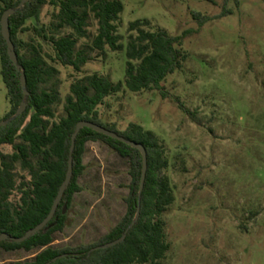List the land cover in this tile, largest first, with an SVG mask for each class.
<instances>
[{
	"label": "rangeland",
	"instance_id": "rangeland-1",
	"mask_svg": "<svg viewBox=\"0 0 264 264\" xmlns=\"http://www.w3.org/2000/svg\"><path fill=\"white\" fill-rule=\"evenodd\" d=\"M122 2L119 33L125 46L136 20H149L151 30L186 34L180 46L186 61L163 83L167 97L158 90L124 88L99 107L103 123L116 124L119 131L139 124L166 146L164 173L174 202L164 216L170 250L163 264H264V0ZM224 10L231 13L222 16ZM53 11L44 7L40 21L29 20L21 37L40 42L48 63L60 71L58 120L72 83L93 74L123 81L127 57L125 49L89 50L81 72L53 62L47 57L55 56L52 44L34 31L51 23ZM195 14L211 19L200 27ZM97 27L91 19L90 37L79 39L78 48H90ZM10 110L0 61V122ZM1 150L11 153L12 147ZM84 163L82 191L66 209L56 248L97 242L126 213L128 161L106 144L90 142ZM17 172L25 174L20 166ZM37 252L0 249V264L29 260Z\"/></svg>",
	"mask_w": 264,
	"mask_h": 264
},
{
	"label": "trees",
	"instance_id": "trees-1",
	"mask_svg": "<svg viewBox=\"0 0 264 264\" xmlns=\"http://www.w3.org/2000/svg\"><path fill=\"white\" fill-rule=\"evenodd\" d=\"M23 1L0 0L1 75L11 104V110L3 119L7 124L0 126V234L21 238L47 218L66 179L72 136L80 121L100 124L127 140L144 145L148 169L140 195L144 169L142 152L127 142L84 127L76 138L73 177L54 218L24 242L0 241V249L7 252L38 250L31 259L11 264H163L170 250L164 216L174 202L170 180L164 173L169 166L166 146L153 131L139 124L131 123L126 130L119 131L116 124L103 123L99 107L124 88L135 93L158 90L167 97L163 83L186 61L180 48L186 34L173 36L164 28L151 30L149 20H136L129 24L130 35L125 46L119 33L124 11L122 0H28L22 5ZM235 2L238 4L239 0ZM48 5L54 7L51 23L35 27L34 31L38 38L52 44L55 56L47 57L53 62L81 72L90 60L89 50L104 51L109 47L117 52L125 49L127 57L123 81L114 82L108 76L93 74L72 83L64 99L65 115L58 120L56 107L63 103L60 71L48 63L40 42L25 41L21 37L29 29L27 22L40 21ZM10 8L15 10L10 17V30L21 70L10 59L2 33L1 19ZM228 13L231 12L224 10L222 16ZM91 19L97 22V33L90 48H78L79 39L90 37ZM195 19L202 27L211 18L195 14ZM64 29L72 32L61 35ZM23 72L28 96L21 82ZM23 102H28V108L16 117ZM90 142L106 144L128 161L131 180L124 200L126 213L97 242L56 248L53 246L55 235L64 231L68 220L63 206L70 209L76 194L82 191L80 180L87 168L84 157ZM6 145L12 147L11 153L2 152ZM18 166L25 174H18ZM139 210L138 220L130 227ZM125 234V240L119 244L102 247Z\"/></svg>",
	"mask_w": 264,
	"mask_h": 264
},
{
	"label": "water",
	"instance_id": "water-1",
	"mask_svg": "<svg viewBox=\"0 0 264 264\" xmlns=\"http://www.w3.org/2000/svg\"><path fill=\"white\" fill-rule=\"evenodd\" d=\"M26 1L28 0H24L22 2V5L23 3H25ZM15 13V10L13 8H10L8 10H6L2 16V19H1V24H2V33H3V36L8 44V54L10 56V59L14 62V64L17 66V68L19 70H21V66L19 65V58H18V54H17V51H16V47H15V44L13 43L12 41V38H11V30H10V17ZM21 82H22V86H23V89H24V93L26 96L29 95V92L27 91V78H26V74L23 72L22 73V76H21ZM28 108V102H23L21 104V106L18 108L17 112H16V117L22 115ZM7 122L6 121H1L0 122V126H4L6 125ZM84 127H89V128H92L100 133H103L107 136H110L112 138H115L117 140H120L122 142H127L130 146L134 147V148H137L139 149L141 152H142V155H143V160H144V169H143V174H142V182H141V187H140V192L139 194L141 195L142 192H143V189H144V184H145V180H146V174H147V169H148V159H147V150L146 148L144 147V145L140 144V143H137V142H134V141H130V140H127L125 137L121 136L120 134H118L117 132L113 131V130H110L108 128H106L105 126H102L100 124H97V123H94V122H91V121H88V120H83V121H80L78 124H77V128H76V131L74 132L73 136H72V145H71V149H70V153H71V156H70V159H69V168H68V172H67V175H66V179L65 181L63 182V184L61 185V188L59 190V193L54 201V204H53V207H52V210L51 212L49 213V215L47 216V218L41 222L40 224H38L35 228L29 230L25 236L21 237V238H17V237H10L9 234L7 233H3V234H0V241H5V240H8V239H12L16 242H24L26 241L27 239H29L32 235L38 233L39 231H41L42 229H44L48 223L54 218L62 200H63V197H64V193L67 189V187L69 186V184L71 183V180H72V177H73V153H74V150H75V145H76V138L77 136L79 135L80 131L84 128ZM66 209H67V205H64L63 206V213L65 214L66 213ZM139 215H140V210L138 211L137 213V217L136 219L134 220V222L131 224L130 227L134 226V224L136 223V221L138 220L139 218ZM126 238V234L123 235V237H121L120 239L118 240H115L113 242H110L108 244H105L104 246H102L103 248H108V247H111V246H114V245H117L119 244L120 242L124 241Z\"/></svg>",
	"mask_w": 264,
	"mask_h": 264
}]
</instances>
